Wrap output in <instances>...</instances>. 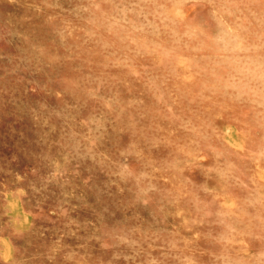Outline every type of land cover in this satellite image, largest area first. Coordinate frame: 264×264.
Returning a JSON list of instances; mask_svg holds the SVG:
<instances>
[{
    "label": "rangeland",
    "instance_id": "1",
    "mask_svg": "<svg viewBox=\"0 0 264 264\" xmlns=\"http://www.w3.org/2000/svg\"><path fill=\"white\" fill-rule=\"evenodd\" d=\"M0 264H264V0H0Z\"/></svg>",
    "mask_w": 264,
    "mask_h": 264
},
{
    "label": "bare ground",
    "instance_id": "2",
    "mask_svg": "<svg viewBox=\"0 0 264 264\" xmlns=\"http://www.w3.org/2000/svg\"><path fill=\"white\" fill-rule=\"evenodd\" d=\"M231 127V126H230ZM236 133V132H235ZM237 137V136H236ZM239 139V138H238ZM227 140V139H226ZM239 150V149H238ZM200 158V157H199Z\"/></svg>",
    "mask_w": 264,
    "mask_h": 264
}]
</instances>
